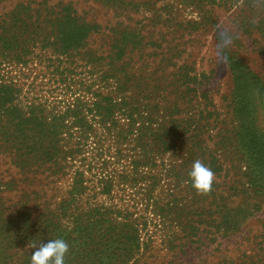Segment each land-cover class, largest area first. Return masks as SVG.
<instances>
[{
    "label": "trees",
    "instance_id": "1",
    "mask_svg": "<svg viewBox=\"0 0 264 264\" xmlns=\"http://www.w3.org/2000/svg\"><path fill=\"white\" fill-rule=\"evenodd\" d=\"M14 1L0 12V154L23 179L0 182L5 190L20 191L14 202L0 207V218L5 215L14 226L31 223L30 239L37 245L64 239L70 249L65 264H162L163 255L173 257V264L177 255L186 257L191 246L203 242L205 230L220 236L240 232L264 198L262 151L257 149L256 164L235 186L220 188L215 180L210 195H198L189 176L195 161L216 178L229 169L222 165L217 141L208 138L212 112L199 107L187 113L190 107L183 111L163 98V104L152 102V92L141 88L144 77L125 59L135 49L142 52L144 35L111 25L103 34L109 43L98 51L90 39L103 33V26L78 14L72 1ZM96 1L137 7L132 0ZM184 1L236 6L232 0ZM242 5L262 10L264 0ZM263 14L255 27L262 36ZM156 17L166 19L161 12ZM47 53L49 62L61 64L48 63L51 75L29 80L22 71ZM228 64L237 88L250 76L255 80L248 86L259 82L239 59L229 57ZM15 69L21 73L14 75ZM194 77L186 72L181 83L175 81L186 88L181 99L195 92L189 85ZM73 84L85 93L67 97ZM259 221L249 241L252 254H242L249 264H264V219Z\"/></svg>",
    "mask_w": 264,
    "mask_h": 264
},
{
    "label": "rangeland",
    "instance_id": "2",
    "mask_svg": "<svg viewBox=\"0 0 264 264\" xmlns=\"http://www.w3.org/2000/svg\"><path fill=\"white\" fill-rule=\"evenodd\" d=\"M70 1L78 14L103 26V33L93 34L90 39V46L98 51L106 49L109 40L103 34L107 33L111 25H127L144 35L142 43L145 47L142 52L135 49L125 59L132 60L128 66L135 75L144 77L140 81L141 88L152 92V102L159 100L163 104V98L165 101L178 102L183 111L190 107L187 113L199 107H206L212 112L209 120L211 135L208 138H211L210 143L217 141L222 165L229 166L224 177L216 178L220 188L235 186L236 181L243 177V172L256 164L254 158L257 149L264 156V35L255 28L264 9L245 8L242 5L244 0H232L236 5L233 7L225 4L197 5L184 0H132L137 6L132 9L117 4L106 6L96 0ZM15 2L8 0L0 3V12ZM164 5H167L166 10H162ZM160 12L166 19L156 17ZM225 38H230L231 43L222 46ZM50 56L47 53L39 59L33 58V62L22 71L23 74L28 75L29 80L33 77L40 80L51 75L52 67L48 70L46 65L61 62H49L47 59ZM229 57L239 59L250 73L255 74L259 81L257 85L252 83L248 86L250 81L255 80L250 76L247 81L246 78L245 81L240 79L243 83L237 88L228 64ZM38 60L41 62L37 63ZM186 72L190 76L195 75L196 80L189 83L190 87H195V92H189L183 100L179 95L186 88L178 87L176 83H181L178 79ZM12 73L19 75L21 71ZM84 93L83 87L73 84L67 97ZM188 98L191 99L189 104L186 102ZM198 104L200 106L196 107ZM15 178L23 179V175L0 154V182ZM66 186L67 181L64 180L62 187ZM35 187L40 189L41 185L38 183ZM19 192L5 190L1 186L0 207L14 202ZM50 193L52 190L47 192ZM135 196L137 201H141L139 193L136 192ZM118 197L119 194L115 200ZM237 200H233V206ZM259 219H264V198L259 202V208H254L253 214L245 219L240 232L220 236L205 230L201 233L204 236L203 242L191 246L187 250L190 255H177L173 264H249L242 254H252L249 241L255 236L253 234L256 230L260 229ZM14 225L8 224L5 215L0 218V264H31V254L35 251L31 245H37L30 239L35 226L31 223ZM171 259L173 257L163 255L159 260H162V264H172L169 262Z\"/></svg>",
    "mask_w": 264,
    "mask_h": 264
},
{
    "label": "clouds",
    "instance_id": "3",
    "mask_svg": "<svg viewBox=\"0 0 264 264\" xmlns=\"http://www.w3.org/2000/svg\"><path fill=\"white\" fill-rule=\"evenodd\" d=\"M230 43V38H225L222 46H227ZM189 176L198 195L211 194L216 176L210 167L197 160L194 162ZM31 248L35 249L31 254V264H65V257L70 251L68 243L62 238L52 239L47 243H40L38 246L33 244Z\"/></svg>",
    "mask_w": 264,
    "mask_h": 264
}]
</instances>
